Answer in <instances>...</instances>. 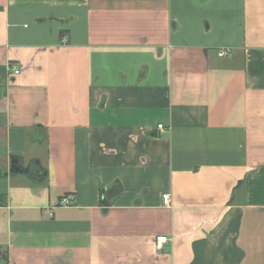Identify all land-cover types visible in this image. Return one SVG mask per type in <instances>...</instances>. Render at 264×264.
I'll list each match as a JSON object with an SVG mask.
<instances>
[{"label": "crops", "instance_id": "obj_1", "mask_svg": "<svg viewBox=\"0 0 264 264\" xmlns=\"http://www.w3.org/2000/svg\"><path fill=\"white\" fill-rule=\"evenodd\" d=\"M4 263L264 264V0H0Z\"/></svg>", "mask_w": 264, "mask_h": 264}, {"label": "trees", "instance_id": "obj_2", "mask_svg": "<svg viewBox=\"0 0 264 264\" xmlns=\"http://www.w3.org/2000/svg\"><path fill=\"white\" fill-rule=\"evenodd\" d=\"M29 141H34L36 140L37 136L36 134H29L28 136ZM18 161V163H20L19 160H15ZM16 164L13 166L14 170H16ZM27 174L30 178L39 181V182H43L46 178V170L44 168H42L39 164L37 163H33V165H31V167L29 169H27ZM7 264V263H4Z\"/></svg>", "mask_w": 264, "mask_h": 264}, {"label": "built area", "instance_id": "obj_3", "mask_svg": "<svg viewBox=\"0 0 264 264\" xmlns=\"http://www.w3.org/2000/svg\"><path fill=\"white\" fill-rule=\"evenodd\" d=\"M226 53H227L226 51H221V52H219L218 55L220 57H223V56L226 55ZM10 70L12 71L13 75H18L20 73V69L17 66H14V65H12L10 67ZM158 129H163V125H159ZM163 200H164V203L169 204L170 196L169 195H164L163 196ZM61 203L62 204H67L68 203V199L63 200ZM155 242H156L157 249L160 250L164 244L169 243V239L167 237H164V236H159V237H156Z\"/></svg>", "mask_w": 264, "mask_h": 264}, {"label": "water", "instance_id": "obj_4", "mask_svg": "<svg viewBox=\"0 0 264 264\" xmlns=\"http://www.w3.org/2000/svg\"><path fill=\"white\" fill-rule=\"evenodd\" d=\"M18 171L20 172V173H23V172H25V169H23V167H19L18 168ZM108 204H111V201L109 200V199H107V201H106Z\"/></svg>", "mask_w": 264, "mask_h": 264}]
</instances>
